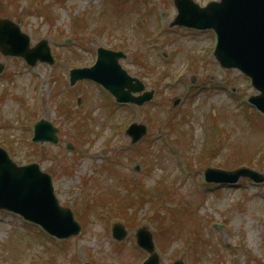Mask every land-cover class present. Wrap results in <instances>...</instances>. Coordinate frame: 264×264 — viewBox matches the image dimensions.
Returning <instances> with one entry per match:
<instances>
[{"label": "rangeland", "instance_id": "rangeland-1", "mask_svg": "<svg viewBox=\"0 0 264 264\" xmlns=\"http://www.w3.org/2000/svg\"><path fill=\"white\" fill-rule=\"evenodd\" d=\"M163 1L169 8L172 0H145L136 13L130 7L122 15L114 6L111 10L114 2L108 0H0V17L18 22L30 35L31 45L47 39L55 56L54 65L30 67L21 58L0 52L5 65L0 76V146L20 164L38 162L52 175L61 204L88 214L82 233L60 245L20 216L0 211V264H82L88 258L92 264H140L147 253L134 245L135 231L142 225L159 230L154 238L163 264L179 258L186 264H264V183L241 179L237 185L215 186L205 182L202 171L206 166L235 169L248 164L264 172V114L247 99L258 91L239 70L221 67L213 54L216 38L210 32L156 35L160 20L155 13L149 16L150 7L164 8L160 9L163 24L171 22L176 11L165 9ZM197 1L204 5L210 0ZM77 16L90 24L92 33L93 29L103 33L74 36ZM99 45L128 54L123 66L156 91L153 102L143 107L108 106L106 100L112 97L100 86L87 81L70 86L71 64H91ZM175 98H181L178 109L171 107ZM63 99L68 105L64 108ZM169 116L177 123L172 137ZM41 118L58 126V143L32 141L33 125ZM135 120L149 124V133L131 145L123 126ZM77 124H83L84 136L77 133ZM178 131L189 134L190 146L177 141ZM70 142L72 151L67 149ZM211 145L214 149L207 150ZM178 156L189 172L197 173L184 177L188 173ZM134 179L143 187L135 181L142 189L134 191L140 198L142 192L147 199L149 191L163 194V187L167 192L172 189L173 196L163 194L161 201L170 206L149 199L145 203L143 198L137 206L140 200L131 204V193L126 200L107 194L118 189L122 197L131 189L126 183ZM160 181L162 186H157ZM105 203L109 208L103 210ZM183 205L191 208L189 221ZM151 207L159 228L151 220ZM115 221L124 222L130 231L122 245H116L111 235ZM210 222L226 226L214 233L216 224ZM165 224L175 231L165 232ZM196 231H200L198 248L186 240Z\"/></svg>", "mask_w": 264, "mask_h": 264}, {"label": "water", "instance_id": "water-1", "mask_svg": "<svg viewBox=\"0 0 264 264\" xmlns=\"http://www.w3.org/2000/svg\"><path fill=\"white\" fill-rule=\"evenodd\" d=\"M230 4L240 8L239 18L244 15L243 19H237L225 12L224 8ZM257 4L256 7L249 3V0H224L222 4L213 7L214 13L208 15L205 10L194 7L189 0H181L179 3L181 15L176 22L198 27L214 26L220 34L216 50L218 58L224 65L239 67L252 76L256 85L263 90V95L253 98L252 101L264 110V0H259ZM189 6L194 8L193 14L186 11ZM29 44V36L22 33L16 23L9 19H0V50L4 54L22 55L30 64H35L38 59L53 62L46 40H42L34 48H30ZM122 56V52L99 48L97 63L92 67L74 69L71 73L72 83L80 78H89L102 83L120 101L142 104L151 99L153 91L137 97L131 94L142 91L144 85L138 80L134 83V79L121 67L119 59ZM3 67V64H0V72ZM56 130L50 122L41 120L36 124L34 140L57 142ZM129 133L136 141L146 133V126L134 124ZM242 175L264 180V175L248 168L236 171L217 170L216 175L209 176V179L234 182ZM1 207L22 213L59 237L77 234L81 230L71 209L59 205L51 176L42 172L37 163L17 165L2 148H0ZM127 233L123 224L114 225L113 234L117 239H123ZM137 240L139 245L151 254L144 264H159L152 233L146 227L137 231ZM174 264L184 262L179 260Z\"/></svg>", "mask_w": 264, "mask_h": 264}]
</instances>
